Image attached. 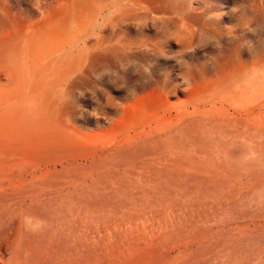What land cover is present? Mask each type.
Listing matches in <instances>:
<instances>
[{
    "label": "bare ground",
    "instance_id": "bare-ground-1",
    "mask_svg": "<svg viewBox=\"0 0 264 264\" xmlns=\"http://www.w3.org/2000/svg\"><path fill=\"white\" fill-rule=\"evenodd\" d=\"M185 78L96 131L0 101V264H264V53Z\"/></svg>",
    "mask_w": 264,
    "mask_h": 264
},
{
    "label": "rangeland",
    "instance_id": "rangeland-1",
    "mask_svg": "<svg viewBox=\"0 0 264 264\" xmlns=\"http://www.w3.org/2000/svg\"><path fill=\"white\" fill-rule=\"evenodd\" d=\"M238 52L264 53V0H0V101L59 98L85 130Z\"/></svg>",
    "mask_w": 264,
    "mask_h": 264
},
{
    "label": "clouds",
    "instance_id": "clouds-1",
    "mask_svg": "<svg viewBox=\"0 0 264 264\" xmlns=\"http://www.w3.org/2000/svg\"><path fill=\"white\" fill-rule=\"evenodd\" d=\"M249 31L252 32L253 34H256V35H257V33H256L254 30H252V29H249ZM121 67H123V65H121ZM145 70L147 71V69H145ZM115 74H116V73H115L113 70H111V69H104V70L102 71V74H97V75H96V79L100 80V79H102L104 76H108V77H109V81H110L111 83H113V81H112V76L115 75Z\"/></svg>",
    "mask_w": 264,
    "mask_h": 264
}]
</instances>
